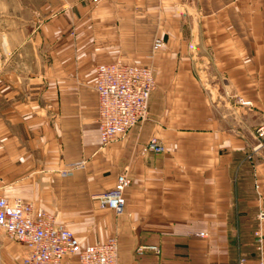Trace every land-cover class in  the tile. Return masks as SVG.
Here are the masks:
<instances>
[{
  "label": "crops",
  "instance_id": "0c3cea01",
  "mask_svg": "<svg viewBox=\"0 0 264 264\" xmlns=\"http://www.w3.org/2000/svg\"><path fill=\"white\" fill-rule=\"evenodd\" d=\"M117 60L150 64L156 88L103 144L95 72ZM262 123L264 0H0V195L85 244L117 237L120 264H264ZM152 137L163 152H142ZM121 173L117 215L97 196ZM26 251L0 229V264Z\"/></svg>",
  "mask_w": 264,
  "mask_h": 264
},
{
  "label": "built area",
  "instance_id": "2783aa9c",
  "mask_svg": "<svg viewBox=\"0 0 264 264\" xmlns=\"http://www.w3.org/2000/svg\"><path fill=\"white\" fill-rule=\"evenodd\" d=\"M164 45L165 41L157 38L153 48L158 50ZM95 73L97 123L101 142L106 144L149 118L156 78L151 65L121 60L99 64ZM239 101L245 105L252 104L242 98ZM256 133L260 139L258 145L264 146V123L258 125ZM164 150V145L156 137L142 148L143 153ZM131 183L127 173L119 174L114 187L97 196L100 206L113 210L117 215L124 213L125 191ZM259 217L264 218V209H261ZM0 229L25 245L27 251L23 264H73L75 260L76 264H120L117 237L112 236L102 243L85 244L54 214L22 199L11 201L0 195ZM255 235L261 248L264 241L262 229H257ZM246 261V258H240L234 264H246Z\"/></svg>",
  "mask_w": 264,
  "mask_h": 264
},
{
  "label": "rangeland",
  "instance_id": "374dc122",
  "mask_svg": "<svg viewBox=\"0 0 264 264\" xmlns=\"http://www.w3.org/2000/svg\"><path fill=\"white\" fill-rule=\"evenodd\" d=\"M148 65H150V64H148Z\"/></svg>",
  "mask_w": 264,
  "mask_h": 264
}]
</instances>
